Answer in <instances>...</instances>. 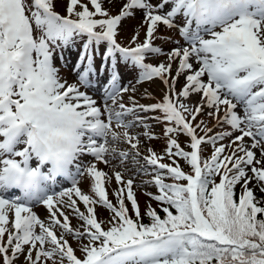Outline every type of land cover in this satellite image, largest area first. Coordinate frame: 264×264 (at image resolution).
Here are the masks:
<instances>
[{"label":"snow or ice","instance_id":"snow-or-ice-1","mask_svg":"<svg viewBox=\"0 0 264 264\" xmlns=\"http://www.w3.org/2000/svg\"><path fill=\"white\" fill-rule=\"evenodd\" d=\"M118 2L116 15L103 7ZM56 3L0 0V264H16L21 256L24 264H264V0H67L65 16ZM137 13L145 39L138 42L134 31L122 46L123 22ZM158 26L178 28L186 46L167 53L155 46ZM79 40L78 86L61 80L53 60ZM159 56L166 60L146 62ZM121 63L138 70L137 84L161 81L162 101L142 105L129 96L131 106L121 102L136 91L121 86ZM105 74L98 103L80 89H93L90 77L99 82ZM193 94L200 99L190 105ZM148 112L161 113L155 119L165 124L166 149L163 156L149 149L137 173L152 177L144 183L157 193L145 195L163 216L151 204L141 214L134 177L125 181L122 172H115L113 204L107 174L96 166L109 165V140L123 138L137 149L134 125L156 138L140 115ZM202 115L215 122L212 128L197 119ZM205 145L212 147L208 157ZM86 155L92 160L81 159ZM119 157L124 161L128 153ZM139 157L136 151L133 161ZM85 174L93 195L78 187ZM60 177L70 186L56 190ZM13 190L21 195L10 197ZM36 205L46 208L47 222L33 211ZM97 205L110 213L106 220L98 218ZM66 210L82 222L79 228L71 227Z\"/></svg>","mask_w":264,"mask_h":264},{"label":"rangeland","instance_id":"rangeland-1","mask_svg":"<svg viewBox=\"0 0 264 264\" xmlns=\"http://www.w3.org/2000/svg\"><path fill=\"white\" fill-rule=\"evenodd\" d=\"M152 2H156V0H152ZM66 4H67V0H57V3H56V5L58 6V8L60 10H62V11L63 10L64 11L66 10ZM103 7L106 8V9H108L110 11V13L113 12L112 15H116L118 13V11H119L120 3L118 2L116 4H113L110 8H109V5L107 3H105L103 5ZM141 19H142L141 14L140 13H137L135 19L129 18V19L125 20L123 22V26L120 29V34H119L120 39L121 40L122 39H128L130 36L128 34H126L127 31H130L132 33H134V31H135L136 33H138V42H143V40L145 39V35L144 34L146 33V26L140 27ZM160 27L161 26H158V29H160ZM172 41L173 40H171L169 42L163 43L162 46H160V48H162L163 51L165 53H167L171 49L175 48ZM183 43L184 42H179L180 45L178 47H181V45ZM78 49H80V44L76 43L75 46H71L70 45V46H67L64 49V51H63V59H61L59 52L54 57V60H53L54 66L57 67L58 74L61 77V80L62 81H64V80H68V82L74 81L75 75L73 74V68H70L69 67L68 62H74L75 63V61H74L73 58H70V57L65 58V54L69 50H71L72 52H74V51H78ZM149 59L150 60L152 59L154 61L153 64L156 65V64L160 63L161 61L166 60V56H159V57L149 58ZM176 68H177V64L174 63L173 64V67H172V74L173 75H175ZM129 73H130V69H126V70L123 71V75H127ZM184 82H185L184 76L179 77V82L176 85L177 91L180 90V87L184 84ZM73 83H76L78 85V82L77 81H75ZM73 83H71V84H73ZM133 85L136 87V91L135 92H132L130 90L128 93L123 94V98H122V101L121 102H124L126 106H131V103L129 101V96H132L137 101V103H140L142 105H151V102L154 100V95L155 94L162 96V94L164 93V85L158 79L157 80H154L152 82H143V83H139V84H137L136 81H135V82L130 83V85H128V87H131ZM96 98L97 99H101L100 97H96ZM189 101H192L193 103H196V102H198V97L195 94H193L190 97ZM188 103L191 105L190 102H188ZM207 111L208 110L205 109V112H207ZM140 115L145 116V114H143V113H140ZM126 119H129V116ZM133 119H134V117H131L130 120H133ZM113 128L117 132H119L121 130V129H115V126H113ZM152 128H154V127H152ZM132 129H134V130L142 129V131H144V128L142 126L137 127V126L134 125V127ZM227 142H228L227 140L224 141V143H227ZM132 143H134V141H132ZM112 144H113V142L111 140H109L108 147L111 148ZM139 153L141 154V157L142 158H143V156L147 155V152L145 150H142ZM108 157H109L108 158L109 160H112V157H114V156L112 154V155H110ZM90 159L92 160V157H90ZM98 166L107 174V177H106V179H107L108 176L111 173L110 167L109 166H106L102 162H99L98 163ZM132 169L134 170V167ZM84 177H85V179H88V183L91 185V182H89V177L86 174H85ZM113 180L114 179L112 178L108 182L113 183L112 182ZM89 184L86 185V187L89 188L90 187ZM105 188H106V192L108 194L109 193L108 187L105 186ZM84 191L91 193L90 189H87V188L86 189L84 188ZM256 195L258 197L260 196V193H259L258 190L256 191ZM108 198H109V200L113 204H115V201L109 195H108ZM33 211L41 219V217L45 213L46 209L43 207V205H41L40 208H35L34 207L33 208ZM104 211H99L100 213L98 214V216L99 215H103L104 217H108ZM66 214H69V213L66 212ZM70 221H73V219L71 217H70ZM70 224H72V223L70 222ZM75 254L77 256H80L81 255L80 250L78 248H76V253ZM22 260H24V258H20L18 261H16V263H22L21 262Z\"/></svg>","mask_w":264,"mask_h":264},{"label":"trees","instance_id":"trees-1","mask_svg":"<svg viewBox=\"0 0 264 264\" xmlns=\"http://www.w3.org/2000/svg\"><path fill=\"white\" fill-rule=\"evenodd\" d=\"M237 194V193H236ZM239 195H237V198H238Z\"/></svg>","mask_w":264,"mask_h":264}]
</instances>
